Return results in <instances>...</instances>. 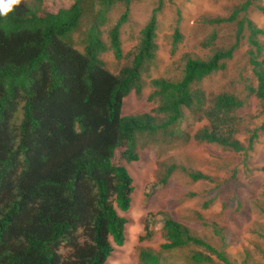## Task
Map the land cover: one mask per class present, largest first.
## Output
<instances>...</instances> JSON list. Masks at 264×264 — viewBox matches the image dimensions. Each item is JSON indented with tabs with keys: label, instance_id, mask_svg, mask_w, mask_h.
Returning <instances> with one entry per match:
<instances>
[{
	"label": "trees",
	"instance_id": "obj_1",
	"mask_svg": "<svg viewBox=\"0 0 264 264\" xmlns=\"http://www.w3.org/2000/svg\"><path fill=\"white\" fill-rule=\"evenodd\" d=\"M140 1L22 0L7 19L0 18V264H106L114 247L125 242L127 220L118 212L129 210L135 187L127 165L138 161V145L158 143L156 135L191 139L174 130L183 108L206 121L192 137L196 142L246 152L264 131L263 120L244 146L235 138L234 112L245 101L229 93L208 96L198 86L225 70L247 32L254 83L244 89L259 101L264 116V29L247 16L252 8L264 16L263 0H244L228 17L209 19V25L235 24L233 42L207 58L186 57L176 81L151 79L150 110L122 114L123 98L143 91V70L156 59L162 3L118 74L107 70L102 55L124 57L120 29L130 6ZM116 6L123 11L106 30L105 42L108 13ZM215 38L212 33L204 46ZM181 39L176 28L172 44ZM173 170L168 168L163 183ZM260 171L264 177V164ZM188 176L208 179L200 172ZM261 203L264 213V189ZM160 214L162 242L158 249L139 247L135 264H163L168 256L173 264H212L213 258L218 264H248L230 260L168 212ZM153 235L146 227L139 241Z\"/></svg>",
	"mask_w": 264,
	"mask_h": 264
},
{
	"label": "rangeland",
	"instance_id": "obj_2",
	"mask_svg": "<svg viewBox=\"0 0 264 264\" xmlns=\"http://www.w3.org/2000/svg\"><path fill=\"white\" fill-rule=\"evenodd\" d=\"M244 0H143L130 6L128 21L121 26L120 36L124 57L117 61L112 52L102 55L107 69L114 75L131 61L151 12L159 2L157 29L154 39L155 61L143 70V91L131 92L123 98L122 114L134 115L147 112L151 104L146 101L153 78L170 81L180 79L186 57H209L216 47L227 46L234 40L235 24L209 25V19L225 18L235 6ZM264 4V0L261 2ZM122 7H114L108 13L109 21L104 27L102 39L107 42L106 30L122 13ZM256 27L264 29V16L254 8L247 14ZM178 29L182 39L174 46L173 34ZM215 33L214 42L204 46ZM247 32L232 60L224 71H218L204 79L198 86L208 96L219 93L234 94L244 100V105L234 114L238 118L235 138L247 146L252 130L258 128L264 116L258 100L246 93L244 87L250 82V67L246 52ZM264 46V37L260 38ZM130 63V62H129ZM183 116L174 130L184 132L191 139H160L158 143L138 145L139 159L127 165L134 179L133 200L130 209L119 213L126 218L125 242L115 247L106 264H135L139 247L158 249L161 239L163 214L168 212L174 219L189 227L234 262L264 264V213L260 211L264 189V177L260 168L264 164V131L259 132L252 149L233 152L229 149L192 139L206 125L182 109ZM177 136V135H176ZM143 139L139 140L142 141ZM138 142V143H139ZM173 167L163 183L168 168ZM190 172H200L206 180L193 181ZM206 203V208L203 204ZM148 227L154 235L151 240L139 241ZM214 229L218 232L215 233ZM167 257V255H166ZM185 263L188 260L177 261ZM171 257L163 264H173ZM212 264H218L213 258Z\"/></svg>",
	"mask_w": 264,
	"mask_h": 264
},
{
	"label": "clouds",
	"instance_id": "obj_3",
	"mask_svg": "<svg viewBox=\"0 0 264 264\" xmlns=\"http://www.w3.org/2000/svg\"><path fill=\"white\" fill-rule=\"evenodd\" d=\"M22 4V0H0V18L7 19L9 13H12L16 8H18ZM121 38V36H120ZM113 55V54H112ZM114 57V56H113ZM115 59V58H114ZM108 70V69H107ZM109 71V70H108ZM110 72V71H109ZM111 73V72H110ZM131 206V205H130ZM130 209V208H129ZM125 213V212H118ZM122 216V215H120ZM124 217V216H122ZM125 218V217H124ZM126 219V218H125ZM126 225V224H125ZM126 230V226H125ZM124 230V234H125ZM126 237V236H125ZM116 247V246H115ZM114 247V248H115ZM108 260V259H107Z\"/></svg>",
	"mask_w": 264,
	"mask_h": 264
}]
</instances>
